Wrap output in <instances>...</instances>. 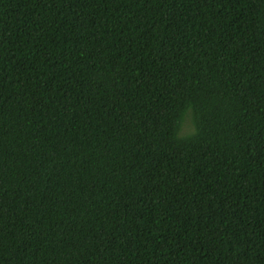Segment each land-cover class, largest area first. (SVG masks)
<instances>
[{"label": "trees", "instance_id": "16d2710c", "mask_svg": "<svg viewBox=\"0 0 264 264\" xmlns=\"http://www.w3.org/2000/svg\"><path fill=\"white\" fill-rule=\"evenodd\" d=\"M0 264H264V0H0Z\"/></svg>", "mask_w": 264, "mask_h": 264}, {"label": "rangeland", "instance_id": "374dc122", "mask_svg": "<svg viewBox=\"0 0 264 264\" xmlns=\"http://www.w3.org/2000/svg\"><path fill=\"white\" fill-rule=\"evenodd\" d=\"M191 123H190V118L187 117L184 121V124H183V133L185 132H188L191 130Z\"/></svg>", "mask_w": 264, "mask_h": 264}]
</instances>
